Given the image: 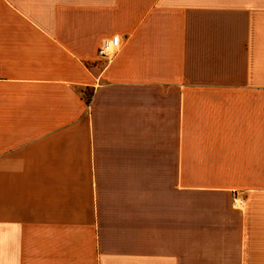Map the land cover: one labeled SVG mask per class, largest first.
Wrapping results in <instances>:
<instances>
[{"label":"crops","instance_id":"0c3cea01","mask_svg":"<svg viewBox=\"0 0 264 264\" xmlns=\"http://www.w3.org/2000/svg\"><path fill=\"white\" fill-rule=\"evenodd\" d=\"M0 264H264V0H0Z\"/></svg>","mask_w":264,"mask_h":264},{"label":"built area","instance_id":"2783aa9c","mask_svg":"<svg viewBox=\"0 0 264 264\" xmlns=\"http://www.w3.org/2000/svg\"><path fill=\"white\" fill-rule=\"evenodd\" d=\"M120 38L118 36H111L102 39L97 49V58L105 63L112 61L118 54L120 49ZM242 206V200L235 198L232 201L233 208H239Z\"/></svg>","mask_w":264,"mask_h":264}]
</instances>
